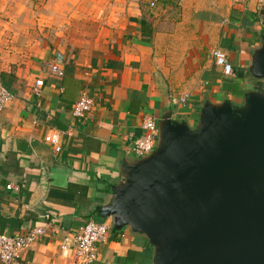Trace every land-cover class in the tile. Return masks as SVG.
Returning <instances> with one entry per match:
<instances>
[{
	"label": "crops",
	"instance_id": "crops-1",
	"mask_svg": "<svg viewBox=\"0 0 264 264\" xmlns=\"http://www.w3.org/2000/svg\"><path fill=\"white\" fill-rule=\"evenodd\" d=\"M156 1L0 0V83L13 96L0 112V233L45 230L13 264H71L74 236L90 220L109 227L91 264H151L143 234L116 233L111 218L97 216L122 161L137 158L131 147L143 119L157 123L169 110L193 127L206 101L238 106L257 90L248 67L264 37V0H181L176 23L143 12ZM214 49L232 76L215 64ZM56 56L61 77L49 70ZM82 94L94 106L75 118ZM182 95L184 105L171 102ZM51 131L60 135L58 153L43 141Z\"/></svg>",
	"mask_w": 264,
	"mask_h": 264
},
{
	"label": "water",
	"instance_id": "water-1",
	"mask_svg": "<svg viewBox=\"0 0 264 264\" xmlns=\"http://www.w3.org/2000/svg\"><path fill=\"white\" fill-rule=\"evenodd\" d=\"M248 73L264 82V37ZM156 125L154 150L122 161L97 216L143 234L151 264H264V92L206 101L193 127L169 110Z\"/></svg>",
	"mask_w": 264,
	"mask_h": 264
},
{
	"label": "built area",
	"instance_id": "built-area-1",
	"mask_svg": "<svg viewBox=\"0 0 264 264\" xmlns=\"http://www.w3.org/2000/svg\"><path fill=\"white\" fill-rule=\"evenodd\" d=\"M215 64L221 67L224 76H232L233 68L227 61L226 55L220 49H214L211 52ZM62 58L56 56L49 65V70L53 75L63 76L64 71L61 67ZM43 82L37 80L33 88L35 94L39 93V88ZM187 96L182 95L178 98L172 97L171 102L175 105H184ZM12 94L0 83V112L9 106L12 102ZM94 106V100L86 94H82L72 109V116L75 118H84ZM142 129L144 134L141 138L136 139L131 147L132 154L141 158L150 154L157 143L158 129L155 119L145 117L142 121ZM45 144L49 145L55 153L60 152L61 143L58 132L51 131L43 138ZM8 189L11 186L7 187ZM45 230L41 227L33 228L27 233L17 236H9L0 233V263L13 264L17 260L21 251L43 236ZM109 237V227L103 222L88 221L86 222L74 236V253L71 264H91L97 260L96 245L104 243Z\"/></svg>",
	"mask_w": 264,
	"mask_h": 264
},
{
	"label": "rangeland",
	"instance_id": "rangeland-1",
	"mask_svg": "<svg viewBox=\"0 0 264 264\" xmlns=\"http://www.w3.org/2000/svg\"><path fill=\"white\" fill-rule=\"evenodd\" d=\"M164 2L166 4H163ZM180 2L181 0H157L154 6H150L149 3L144 4L143 12L149 14L157 13L168 21L176 23L180 19Z\"/></svg>",
	"mask_w": 264,
	"mask_h": 264
},
{
	"label": "trees",
	"instance_id": "trees-1",
	"mask_svg": "<svg viewBox=\"0 0 264 264\" xmlns=\"http://www.w3.org/2000/svg\"><path fill=\"white\" fill-rule=\"evenodd\" d=\"M165 2L163 4L167 3V2L166 3ZM140 26H141L142 35L143 36L147 35V37H149L151 35V33H152L151 24L148 21H146L145 19H142L140 21ZM146 29H147V32H145ZM262 36H264V32L262 33ZM257 84H258L257 85V91L264 92V82L260 81V82H257ZM116 233H118V231Z\"/></svg>",
	"mask_w": 264,
	"mask_h": 264
}]
</instances>
